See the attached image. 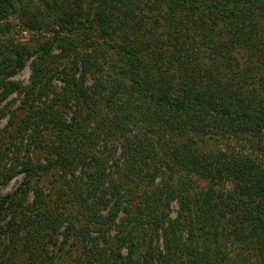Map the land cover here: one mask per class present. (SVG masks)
<instances>
[{
    "label": "trees",
    "instance_id": "1",
    "mask_svg": "<svg viewBox=\"0 0 264 264\" xmlns=\"http://www.w3.org/2000/svg\"><path fill=\"white\" fill-rule=\"evenodd\" d=\"M14 13L53 29L71 58L47 68L55 44L42 45L22 89L30 110L0 128V264H55L45 246L121 213L127 256L105 238L111 254L91 250L86 264H264V0H0L1 99L37 53L4 40ZM33 125L40 150L25 140ZM98 141L122 148L117 176ZM145 222L162 246L139 236Z\"/></svg>",
    "mask_w": 264,
    "mask_h": 264
},
{
    "label": "rangeland",
    "instance_id": "2",
    "mask_svg": "<svg viewBox=\"0 0 264 264\" xmlns=\"http://www.w3.org/2000/svg\"><path fill=\"white\" fill-rule=\"evenodd\" d=\"M36 2H40L41 0H34ZM100 1V0H97ZM25 20V18H23V21ZM21 19L19 18V13H14L13 15H11L6 21H4V24L9 26L10 32H7L6 37L4 38V40L10 44V48H13V46H20V45H25L28 46L31 50L35 51L34 53H37L31 57L27 63L26 66L24 67V69H22L18 74H16L15 76H13L11 78V80L18 82L22 85V88H20L21 90H16L14 92H12L8 97H6L5 99H1L0 98V128H5V126L8 124V127L6 129H9V125H10V118L12 116V112L15 111L18 113L19 118L18 120H21L25 117V113H27L30 109L28 108L29 105H25L24 104V98H25V92H22L24 90V88H26L30 82H31V76L33 73V67H32V62L33 60H35V58L41 54H44V50H41L42 45H45L49 42H54L55 47L53 48V51H51V53H49L50 57H47V61L45 63V66L47 68L49 67H54L53 70H56L58 68H62L65 65H67L70 62V58L71 57H67L66 52H64L63 50H61L59 47H57L58 43L55 36H56V32L53 29L50 30H43L41 28H33L32 26L26 25V23H20ZM49 59V60H48ZM55 77H53V81L51 83L52 87H63V82L60 81L61 79V75L55 73L54 75ZM23 89V90H22ZM51 100V102L49 103V101ZM58 99H56V104ZM53 101H55V94H52L50 99L47 98H43V101H39L37 103H39V105H44V102L49 103V104H53ZM48 105V104H46ZM8 112L6 115L4 113ZM69 117L71 116V114L69 113L68 115ZM14 126H12L13 129ZM33 127L36 128L35 125L32 126V128H28V140L32 143V146L34 147L35 145H38L40 147L36 148V150H40L41 149V145L40 143H36L35 141H33V135L32 137H30V134H36V131L33 129ZM42 130V128H41ZM7 132V130H6ZM47 133V132H46ZM22 139H18V144L19 146L21 145ZM24 144V143H23ZM46 146V145H44ZM117 146V148L115 147ZM95 148V150L100 153L101 150L106 149L107 152V148L109 150L108 155L112 154L113 156H110L109 162L108 164H110V166H112L113 168H111V172H113L112 174L116 175V169L117 167L115 166L116 161L115 159H117V161H123V155H122V148L119 145H116L115 142H109L108 145H105L104 142L100 143L99 141L97 142L96 145L93 146ZM106 147V148H105ZM22 151V150H21ZM110 151H112V153H110ZM47 156V152L46 151H41L38 154V157H45ZM121 157V159H120ZM23 179V175H20L19 177L12 179L7 185H5L2 189V193L3 194H7V193H14L17 188L19 187L20 182ZM52 182H54V177H51V180H47L44 181V185H45V191L49 192V198L52 201V204H55L56 206V202H58V200L60 199L58 196V185H55L52 187L47 188L46 186H49V184H51ZM157 182L160 184V182H163L162 179H158ZM55 183V182H54ZM157 184V183H156ZM34 197V193L33 191L30 193V199H33ZM170 214L172 218H177L179 217V210L181 209V204L179 200H175L170 207ZM61 212L63 210V208L59 209ZM102 213L107 216L108 215V210H104L102 211ZM78 214V212H77ZM90 216H92V213L90 212L89 214ZM80 219V225H84L85 222H87L83 216H81ZM125 214L121 213L120 218L117 219L114 223L112 224H103V225H99L96 226L94 228H91L92 233L86 237L84 236L82 233L80 234V237L78 239H75L76 237L73 236V238H71L70 240L66 241V243L64 242V237L63 235H61V239H59L60 241H57V244H49V246H45L46 251H48L50 254H52V256L55 259V264H59L61 261L66 262L65 264H86L87 259L89 258L88 256L90 255V251L91 250H97L98 248L100 249V247H104L107 251V254L110 255V249L108 247V245L105 244V238L108 239L109 241V245H113L115 246V249L117 252H120L123 256H127V254L129 253L128 250V246H122V248H119L117 243H119V238L122 236V234L124 233L125 227L121 224L122 220L124 219ZM68 223V222H67ZM131 226H133V223H130ZM67 225V224H66ZM79 225V229L80 231L82 230L81 226ZM143 228V233L139 234L140 235H148V242H151V237H154V246H159L158 244H160L161 246L163 245V239L162 237H160V239L158 240V236L156 235V226L155 225H149L148 222H145L143 225H141ZM65 226L62 228L64 230ZM89 232V230H87ZM74 234H78L77 230H74L73 232ZM41 237L43 240H46L48 237L44 235V231L41 230L40 232ZM84 237L87 239V241L84 239ZM89 238V239H88ZM93 240V241H92ZM90 242V243H89ZM141 252H139L138 257L139 258H143V256L145 253L140 254ZM91 257V255H90ZM28 259L24 260L23 262L25 263ZM21 262V263H23ZM143 262H147V261H143ZM23 263V264H24ZM25 264H29V263H25ZM131 264V263H130ZM143 264V263H142ZM146 264V263H144Z\"/></svg>",
    "mask_w": 264,
    "mask_h": 264
}]
</instances>
